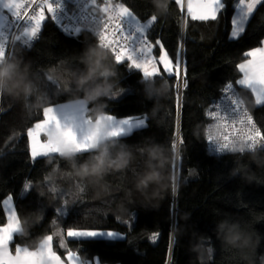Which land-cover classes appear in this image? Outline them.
<instances>
[{"label": "trees", "instance_id": "trees-1", "mask_svg": "<svg viewBox=\"0 0 264 264\" xmlns=\"http://www.w3.org/2000/svg\"><path fill=\"white\" fill-rule=\"evenodd\" d=\"M115 1L126 5L141 23L153 15L157 17L146 35L162 73L152 79L151 85L164 86L163 95H155L154 109L153 100L145 97L142 71L129 68L127 60L115 64L111 55L118 76L113 90L103 98V112L116 117H146V127L116 138L118 143L131 146L133 159L123 171L109 173L93 185L76 176L69 162L58 154L33 161L27 129L43 119V108L26 107L24 99L0 92V223L7 221L3 201L8 195L13 196L18 217L27 221L26 235L15 236L10 249L14 252L16 245L35 246L43 236L59 231L67 247L60 248V237L54 236L53 248L63 258L73 251L82 260L97 257L104 264H246L234 249L217 239L215 225L226 216L250 222L262 237L256 256L264 253V167H258L247 153L210 151L207 110L232 83L264 133V105H255L250 91L235 84L241 75L236 64L243 61V53L264 39V2L246 22L245 33L229 41L239 0H222L225 8L218 20L204 22L184 15L175 0H163V11L154 0ZM45 17L40 36L30 46L16 41L9 59L16 56L28 62L31 73L39 78L41 90L49 97L46 106L78 100L80 94L74 90L71 74L83 65L78 64L76 56L85 46L98 45V40L88 31L73 36L60 22L52 20L50 13ZM161 47L173 64L178 49L183 50L187 87L181 94L176 76L163 73ZM87 107V115L94 120L93 105ZM145 137L165 145L169 155L165 180L159 186H150V200L134 188L136 174L144 168ZM173 140L177 142L175 151ZM258 152L264 156V149ZM88 154H79L77 159ZM237 158L247 164L253 175L251 182L239 175L229 177ZM25 183L31 187L21 196ZM65 200L66 214L60 217L56 209L64 207ZM68 228L115 231L120 238L81 242L67 237ZM153 233H157L155 241L150 239ZM200 236L205 239L194 250Z\"/></svg>", "mask_w": 264, "mask_h": 264}, {"label": "snow or ice", "instance_id": "snow-or-ice-1", "mask_svg": "<svg viewBox=\"0 0 264 264\" xmlns=\"http://www.w3.org/2000/svg\"><path fill=\"white\" fill-rule=\"evenodd\" d=\"M84 8L91 3L95 7L94 12L103 13V17H97L100 23L98 29H94L99 38V44L110 49L115 64L119 65L125 60L130 61L129 68H135L143 73V82L150 84L154 77L162 75L156 66V60L152 55L153 45L148 42L146 32L150 29L157 17L153 15L146 23H141L123 3L113 5L111 0H104L103 4H97V0H82ZM264 0H239L236 5L237 14L231 20L229 41H236L246 31V22L249 21L257 5ZM36 3V0H0V28L7 17L3 15V9L11 14L13 22L20 29L18 35L12 39L23 46H30L31 42L41 31L42 22L46 19L43 6L51 14V19L57 21V11L62 7V0H42L41 10L35 15H29L28 9ZM183 12L185 0H175ZM166 7V6H165ZM225 8L222 0H186V14L192 21H217L218 14ZM23 9V14H21ZM185 26L188 21L185 19ZM81 32L80 27L72 29L73 36ZM7 36L0 31V59H9L5 52ZM160 43L159 40L156 41ZM264 45V40L260 41ZM159 62L163 64V73L169 76L175 75L182 87H187V80L182 75L184 59L182 49H178L175 64L169 58L163 47L160 49ZM243 62L236 64V68L242 73V78L235 81L236 85L250 91L255 97V105H264V46L253 47L243 53ZM52 80V77H48ZM123 91V90H122ZM224 99L228 101L227 110L216 104L217 110L207 112V116L216 120L209 125L206 133L209 150L217 154L229 152L234 147L236 140L243 141L241 152L249 149H264V133L253 122V117L248 114L244 106L245 101L234 91L232 83L223 88ZM111 98V97H109ZM43 119L27 129L28 150L33 161L40 157H49L58 154L66 148H74L78 154L89 153L91 145L99 138L115 139L128 135L135 129L146 127V117L128 116L117 119L114 115L103 113L93 120L87 115L88 107L80 100L71 104H59L43 108ZM106 121L103 131L100 130L101 122ZM96 125L97 127H91ZM215 129V131H213ZM41 135L46 137L42 140ZM183 144V140L179 141ZM177 142L173 140L172 149L176 150ZM31 185L25 183L20 193L23 196ZM56 192V189H53ZM58 195H63L59 192ZM3 204L7 209V222L0 225V264H64V260L53 248L54 236L60 237V248H66L64 237L59 231L45 235L35 246L16 245L15 255L10 254L9 246L14 242L15 236L23 237L27 231V221L22 222L18 218L17 210L13 207V196L9 195ZM68 201L65 206L56 209L58 216L66 214ZM127 223L126 221H122ZM55 223V221H54ZM67 237L81 242L90 239L106 238L115 240L120 234L115 231L67 229ZM152 241L157 239V233L150 237ZM68 264H88L81 260L73 251L67 253Z\"/></svg>", "mask_w": 264, "mask_h": 264}, {"label": "clouds", "instance_id": "clouds-1", "mask_svg": "<svg viewBox=\"0 0 264 264\" xmlns=\"http://www.w3.org/2000/svg\"><path fill=\"white\" fill-rule=\"evenodd\" d=\"M159 10L163 11V0H154ZM78 64L83 65L71 74L74 90L80 94L79 99L86 105L92 104L95 116L103 115L105 100L113 90L118 76L117 70L111 59L110 49L98 45H87L76 56ZM38 77L31 73L28 62L21 57L13 56L11 59H0V92L11 95L17 99H24L26 107L44 108L48 104L49 97L41 90ZM164 86L155 88L153 85H145L146 99L153 100V108L157 107L155 95H163ZM28 98H31L28 100ZM106 121L99 125L103 131ZM91 127H97L91 125ZM194 135L197 132L194 131ZM142 146L144 156V168L138 172L134 181V188L140 192L146 200H150V186H159L165 180V168L169 163L168 149L165 145L157 143L150 137H145ZM243 141L236 140L229 154L247 153L249 159L258 167H264V156L259 155L257 149H249L243 152ZM62 158L67 160L76 176L87 180L93 185H98L103 178L112 172L123 171L133 159L131 146L118 143L115 139L99 138L91 145L88 156L78 160V152L74 148H66L60 152ZM230 178L237 175L247 182H251L253 175L249 172L247 164L241 158L234 161V166L229 169ZM107 191V188H104ZM127 194V193H126ZM215 233L223 246L234 249L246 264H264V253L256 256V249L261 243V235L256 232L250 222H241L239 219H230L227 216L216 222ZM205 237H198V243L194 250L199 248V241Z\"/></svg>", "mask_w": 264, "mask_h": 264}, {"label": "built area", "instance_id": "built-area-1", "mask_svg": "<svg viewBox=\"0 0 264 264\" xmlns=\"http://www.w3.org/2000/svg\"><path fill=\"white\" fill-rule=\"evenodd\" d=\"M62 2H63L62 7L57 11V21L62 24L65 31L69 34H72L73 28L80 27L81 28L80 33L84 31L93 33L96 36L98 43H99V38L96 35V32L94 29H98L101 26L99 21L97 20V17H103L104 14L100 12H94L93 8L95 6L92 5L91 3L88 4L87 8H84L82 0H62ZM25 3H27V0H25ZM103 3H104V0H97V4H103ZM111 3H113V5L117 4L115 0H111ZM41 6H42V0H36V3L33 4L32 7L28 9V14L29 15L37 14L41 10ZM2 11H3V15L7 17V20L3 21V27L0 28V31H2L4 35L7 36L8 38L5 43V52H6V55H8V57L10 58L14 44L16 43V41H14L12 37L14 35H18L20 30L22 29H20L18 26L14 24L11 14L8 13L6 9H3ZM43 11H44V14L48 13L46 6H43ZM21 14H23V9H21ZM40 32L37 34V37L35 39H37L40 36ZM147 40L149 43H151L148 37H147ZM182 75L184 76L183 72H182ZM182 89L183 87L181 86V82L178 81L177 90L179 94H181ZM234 91L238 94V91L235 88V86H234ZM224 95L225 94L222 92L217 97V99L209 106L207 112L217 110L215 107L216 104L221 105V109H220L221 111L223 109V106H225V110H227V103L229 102L224 99ZM248 114L251 115L249 110H248ZM253 122L256 124L254 119H253ZM215 123H216V120L209 117V122L206 127V133L209 130V125H212ZM213 131H215V129H213ZM208 145H209V142H208ZM213 152L215 151L213 150Z\"/></svg>", "mask_w": 264, "mask_h": 264}, {"label": "crops", "instance_id": "crops-1", "mask_svg": "<svg viewBox=\"0 0 264 264\" xmlns=\"http://www.w3.org/2000/svg\"><path fill=\"white\" fill-rule=\"evenodd\" d=\"M117 2V1H116ZM117 3H119V2H117ZM126 6V5H125ZM127 7V6H126ZM130 10V9H129ZM131 11V10H130ZM237 11V10H236ZM236 13V12H235ZM234 13V14H235ZM134 15V14H133ZM184 15H187L186 14V0H185V9H184ZM135 16V15H134ZM235 16V15H234ZM233 16V17H234ZM136 17V16H135ZM138 20V19H137ZM264 40V39H263ZM259 46H264V45H261V44H259L258 46H255V47H259ZM243 62V61H242ZM241 62V63H242ZM242 78V73H241V75L239 76V78L237 79V80H239V79H241ZM127 117V116H126ZM137 117H140V116H137ZM117 118V117H116ZM9 196V195H8ZM8 196L7 197H5V199L4 200H6L7 198H8ZM4 205V204H3ZM13 206H14V208H15V205H14V201H13ZM4 209H5V212H6V215L8 214V212H7V209H6V206L4 205ZM16 209V208H15ZM18 215V214H17ZM19 218V217H18ZM7 222V221H6ZM5 222V223H6ZM0 225H2L1 223H0ZM9 251H10V254H12V255H15V251L13 252L11 249H10V246H9ZM58 254V253H57ZM77 254V253H76ZM59 255V254H58ZM77 256H79L78 254H77ZM80 257V256H79ZM61 259L62 260H64V264H68V260H67V255H66V258H63V257H61ZM82 260V259H81ZM88 264H104V263H101L99 260H98V258L97 257H95L94 259H92V260H90V261H88ZM105 264H109V263H105ZM112 264H121V263H112Z\"/></svg>", "mask_w": 264, "mask_h": 264}, {"label": "rangeland", "instance_id": "rangeland-1", "mask_svg": "<svg viewBox=\"0 0 264 264\" xmlns=\"http://www.w3.org/2000/svg\"><path fill=\"white\" fill-rule=\"evenodd\" d=\"M237 10V9H236ZM235 10V14L234 15H236L237 14V11ZM153 49V48H152ZM165 51V50H164ZM167 52V51H166ZM168 56H169V58L171 59V57H170V55L168 54ZM157 66V65H156ZM75 101H77V100H75ZM75 101H71V102H65V103H59V104H71V103H73V102H75ZM59 104H55V105H59ZM54 105V106H55ZM128 117V116H127ZM124 118H126V117H117V119H124ZM41 139L42 140H44V139H46V138H42V135H41ZM14 207V206H13ZM81 230H84V229H81ZM87 230H97V231H107V230H98V229H87Z\"/></svg>", "mask_w": 264, "mask_h": 264}]
</instances>
